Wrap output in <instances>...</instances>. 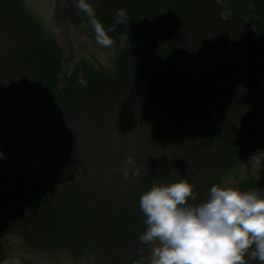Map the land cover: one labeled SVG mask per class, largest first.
<instances>
[{
	"label": "trees",
	"instance_id": "obj_1",
	"mask_svg": "<svg viewBox=\"0 0 264 264\" xmlns=\"http://www.w3.org/2000/svg\"><path fill=\"white\" fill-rule=\"evenodd\" d=\"M89 2L106 28L126 11L109 35L127 43L110 68L66 73L27 0H0V264H42L6 250L11 232L40 253L146 264L139 202L153 184L187 180L192 203L232 178L264 189V174L238 175L264 150V0Z\"/></svg>",
	"mask_w": 264,
	"mask_h": 264
},
{
	"label": "clouds",
	"instance_id": "obj_2",
	"mask_svg": "<svg viewBox=\"0 0 264 264\" xmlns=\"http://www.w3.org/2000/svg\"><path fill=\"white\" fill-rule=\"evenodd\" d=\"M75 7L87 18L101 47L111 46L109 33L127 21L126 11L120 9L115 24L106 28L89 0H77ZM262 160L264 150H257L248 164L254 168ZM124 175L128 179L127 169ZM196 200L187 180L155 183L141 195L147 228L139 240L148 246L151 264H264V189L241 191L214 185L205 200L191 202ZM3 264L21 261L12 258Z\"/></svg>",
	"mask_w": 264,
	"mask_h": 264
},
{
	"label": "rangeland",
	"instance_id": "obj_3",
	"mask_svg": "<svg viewBox=\"0 0 264 264\" xmlns=\"http://www.w3.org/2000/svg\"><path fill=\"white\" fill-rule=\"evenodd\" d=\"M77 0H27V4L33 13L42 21L48 31L62 45L65 55L63 58L64 72L71 73L81 60L90 63L112 67L119 51L126 46L125 37L112 38L111 46L101 47L95 42L93 30L87 29L80 21L81 13L75 7ZM249 28L253 30L251 24ZM256 42L264 52V39L256 36ZM156 61V59H154ZM149 64L155 68L156 62ZM249 158L245 159L238 171L239 178L249 176H262L264 174V160L256 167L248 164ZM29 165H34L40 160L30 153L26 157ZM236 179V178H235ZM232 178V182L235 183ZM232 182L224 187H233ZM7 251L14 255H23L42 264H95L93 261L74 260L66 253H40L28 248L21 238L14 232L4 238ZM146 264H151V258Z\"/></svg>",
	"mask_w": 264,
	"mask_h": 264
}]
</instances>
